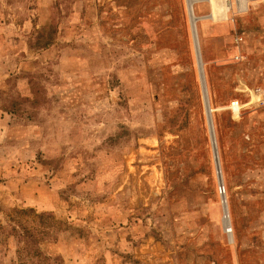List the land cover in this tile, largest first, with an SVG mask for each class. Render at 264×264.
<instances>
[{
    "label": "rangeland",
    "instance_id": "obj_1",
    "mask_svg": "<svg viewBox=\"0 0 264 264\" xmlns=\"http://www.w3.org/2000/svg\"><path fill=\"white\" fill-rule=\"evenodd\" d=\"M193 11L216 159L187 0H0V264H264V56Z\"/></svg>",
    "mask_w": 264,
    "mask_h": 264
},
{
    "label": "crops",
    "instance_id": "obj_2",
    "mask_svg": "<svg viewBox=\"0 0 264 264\" xmlns=\"http://www.w3.org/2000/svg\"><path fill=\"white\" fill-rule=\"evenodd\" d=\"M221 1L223 0H219L218 2L222 3ZM227 1L230 2L229 7L226 9H221V10L218 9L217 14L214 15L213 18L212 17L210 18H212V20L219 18V20H223L221 21V23H225V24L227 23L224 20L230 21L233 18V16L237 18L239 28H241V31L243 30V32L235 31V30H232L231 32L230 24H232L231 22L232 20L230 21L231 23H229V26H228L229 32L226 31L227 27H218V30L221 31V34H222L221 41L226 42V40L229 39L231 50L228 51V54H229L228 59L233 63L239 62V66H240L239 69L241 70L243 68L242 70L245 71L246 62L248 58H252V57L254 58L255 52L258 54V56H261V55L264 56V5L261 4L260 1L250 0L251 2L247 3V7H243V9L240 10L238 8L239 6L238 0H225L226 3ZM258 6L259 7L261 6V8L259 10L254 11L256 15L253 16V13H254L253 10L254 8H258ZM210 14H212V6H211ZM238 34H241L244 36L243 41H241L240 43H237L235 40V36ZM202 40L205 43V48H206L204 54L203 52L202 54L204 55L206 62H211V56H210L209 50L207 49L208 47L207 46V42H208L207 35H204L202 37ZM247 52H252V54H248V57H247L246 55ZM237 55H239L240 58H236ZM262 61L264 62V57ZM254 62H256V59ZM260 67L264 69V63L261 65V62L259 61V68ZM256 74L257 73H255V75ZM255 87H258V85Z\"/></svg>",
    "mask_w": 264,
    "mask_h": 264
},
{
    "label": "bare ground",
    "instance_id": "obj_3",
    "mask_svg": "<svg viewBox=\"0 0 264 264\" xmlns=\"http://www.w3.org/2000/svg\"><path fill=\"white\" fill-rule=\"evenodd\" d=\"M194 1L195 0H190V4H192L193 5V3H194ZM209 2H210V4H211V6H212V14H210V17H212L213 18V16L214 15H216L217 14V10H218V8L222 5L223 6V8H219L220 10L221 9H226V8H228L229 7V1H227V3H226V5H225V3L224 4H221L220 2H219V4L216 2V0H209ZM221 2H223V1H221ZM248 2H250V0H238V3L239 4H241V5H243L244 7H247V3ZM223 13H224V11H223ZM226 13V12H225ZM228 13V12H227ZM190 14H191V18H192V28H193V34H194V38H193V40H194V45H196L195 46V54L197 55L196 57H197V61H198V65H200L201 64V62H202V67H203V61H202V55H201V49H200V45H199V39H198V34H197V25H196V21H197V17L195 16V14H194V11L192 12L191 11V9H190ZM203 73H205L204 71H203ZM202 80H203V78H202ZM208 92V91H207ZM204 97V96H203ZM205 100V99H204ZM205 102V101H204ZM211 105V104H210ZM232 106H234L236 109H238L239 108V103L238 102H233L232 103ZM210 108H211V112H212V110H214L211 106H210ZM207 109V108H206ZM208 115V114H207ZM212 116V115H211ZM208 117H209V115H208ZM212 118V117H211ZM209 121V120H208ZM212 124H213V121H212ZM214 126V125H213ZM209 131H210V135L212 134V137H213V135H214V142H213V147L215 148V154H217V151H216V146H215V143H216V145H217V141H215L216 140V134H215V129H214V127H213V129H212V127H211V125H210V127H209ZM215 157H216V155H215ZM217 158V157H216ZM217 165H218V168H220V165H219V162H218V159H217ZM222 197H224V195H222ZM225 201V202H224ZM223 206H224V221L226 222V224H225V226H229V209L227 208L228 206H227V201H226V199L225 198H223ZM227 230V229H226ZM229 235H232V233H229Z\"/></svg>",
    "mask_w": 264,
    "mask_h": 264
},
{
    "label": "water",
    "instance_id": "obj_4",
    "mask_svg": "<svg viewBox=\"0 0 264 264\" xmlns=\"http://www.w3.org/2000/svg\"><path fill=\"white\" fill-rule=\"evenodd\" d=\"M187 6H188L189 14H190V9L193 12V5L190 4V0H187ZM190 21H191L192 36L194 38L193 28H192V18H191V14H190ZM194 46H196V45H194ZM198 69H199V77H200V81H201V85H202V89H203V96H204V99H205V107L207 108L206 109V112L209 115V117L207 116L208 117V120H209L208 121L209 122V127L211 125V127L213 129L212 118H211V108H210V103H209V99H208L206 84H205V81H204V73H203L202 62H201L200 65H198ZM202 78H203V80H202ZM211 141H212V144H213V142H214V135L212 137V134H211ZM213 150L215 151V148L214 147H213ZM214 155L217 156V154H215V152H214ZM215 159H216V157H215ZM216 164H217V160H216ZM217 167H218V165H217Z\"/></svg>",
    "mask_w": 264,
    "mask_h": 264
},
{
    "label": "built area",
    "instance_id": "obj_5",
    "mask_svg": "<svg viewBox=\"0 0 264 264\" xmlns=\"http://www.w3.org/2000/svg\"><path fill=\"white\" fill-rule=\"evenodd\" d=\"M243 7H244V6L241 5V4H239V6H238V8H239L240 10H242ZM243 39H244V36L241 35V34H238V35L235 36V40H236L237 43H240L241 41H243ZM236 58H240V56L237 55ZM253 92L256 93L257 95H259V97H260L259 100H258L257 102H264V89H263L262 87H260V86L255 87L254 90H253ZM233 102H234V101H233ZM242 107H244V106H242ZM242 107H241V108H242ZM231 109H232L233 111H238V110H240V108L236 109L234 106H232ZM225 192H226L225 185H224L222 182H220V183H219V193H220L221 196H222V195L225 194ZM225 228L227 229L226 232L228 233V235H229V233H232V230H233V229H232V226H231V222H229V226H225Z\"/></svg>",
    "mask_w": 264,
    "mask_h": 264
},
{
    "label": "trees",
    "instance_id": "obj_6",
    "mask_svg": "<svg viewBox=\"0 0 264 264\" xmlns=\"http://www.w3.org/2000/svg\"><path fill=\"white\" fill-rule=\"evenodd\" d=\"M18 211L22 212V213H26L28 210L27 209H17ZM39 217L41 218H45L43 215H39ZM23 234H22V242L26 243L27 247L29 246V243H37L38 242V235H35L34 232L31 231V229L29 227L23 226ZM35 253L34 254H41V250L35 249Z\"/></svg>",
    "mask_w": 264,
    "mask_h": 264
}]
</instances>
